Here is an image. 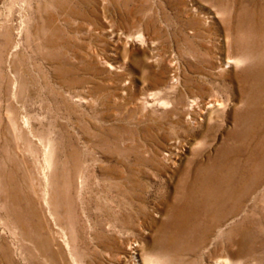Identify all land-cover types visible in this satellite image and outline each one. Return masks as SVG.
Returning <instances> with one entry per match:
<instances>
[{"label":"rangeland","instance_id":"1","mask_svg":"<svg viewBox=\"0 0 264 264\" xmlns=\"http://www.w3.org/2000/svg\"><path fill=\"white\" fill-rule=\"evenodd\" d=\"M0 264H264V0H0Z\"/></svg>","mask_w":264,"mask_h":264}]
</instances>
